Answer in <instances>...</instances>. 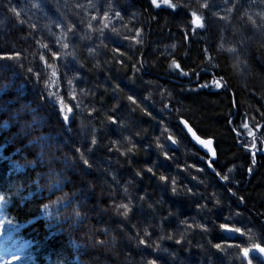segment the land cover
Listing matches in <instances>:
<instances>
[{"label":"trees","instance_id":"1","mask_svg":"<svg viewBox=\"0 0 264 264\" xmlns=\"http://www.w3.org/2000/svg\"><path fill=\"white\" fill-rule=\"evenodd\" d=\"M221 2L0 0V216L8 242L29 243L27 264H246L220 230L264 216L262 158L238 191L251 214L229 222L179 132L184 117L215 140L222 176L249 163L234 130L264 148L252 133L264 132V0ZM171 60L195 85L222 87L190 92ZM80 82L98 95L79 102ZM165 238L171 254L154 253Z\"/></svg>","mask_w":264,"mask_h":264},{"label":"bare ground","instance_id":"2","mask_svg":"<svg viewBox=\"0 0 264 264\" xmlns=\"http://www.w3.org/2000/svg\"><path fill=\"white\" fill-rule=\"evenodd\" d=\"M65 1H67V0H59V2H61V3H64ZM216 1L217 0H215V2ZM231 1H234V0H231ZM223 2H227L228 3L229 0H222L221 3L223 4ZM179 4L182 5V3H179ZM59 5H61V4H59ZM183 5H185V4L183 3ZM154 7H156V6H154ZM160 7H164V6H160ZM193 14H195L196 16H199L196 13V11H195V13L191 12V14L189 13L188 19L191 20V24H192L193 28L199 29L200 27H197L195 24L192 23ZM81 20H82L81 18H78L79 22ZM201 23H203V19H201ZM122 38H123V33H122ZM123 41L125 43L127 41L134 42L135 39L134 40H130L129 38H123ZM165 47H166V51H169V52H172V50H175V48H176V46L173 47L172 45H168V46H165ZM166 65H167V70L168 71L172 70V68H176L173 65V61L172 60L167 62ZM177 69H178V74L175 75V77H174V78H176L175 80L178 83L182 82L185 86H187L190 89H192L190 91L192 93L195 92V88L203 90L204 88H207V87L210 88L211 87V88H213V90H215V88L218 89V88L222 87L221 85H217L216 78H215V80H211V78H210L209 79L210 82L207 83V86H203L202 84H199L198 82H196V85H195V83H194L195 80L199 81V79L198 80L197 79H195V80L192 79L191 80V78L188 77L181 68L177 67ZM169 74L171 75L172 72H169ZM75 86H76V90H77L76 92H79V91L82 92V93H80V96H79V93L76 95V97H77L79 102L82 100L81 98H82L83 95H86L85 98H91L92 96L96 97L98 95L97 93L93 92L92 85L91 86L90 85L87 86L85 83L80 82L79 84L77 83ZM198 89H196V90H198ZM158 90H159V88H157L156 84H152V83L149 82L147 84V87L145 88L144 91L145 92H147V91H149V92L150 91L151 92H157ZM159 95H161L160 96L161 98H164V94L159 93ZM60 111H61L62 114L64 113L62 110H60ZM182 118L185 119L184 117H181L178 120L179 121V132L188 140V144H190L191 147L196 148L200 152L201 156L199 157V160L205 166V168L202 169L203 170V174H207V175L209 174L211 176H215L216 179H217L219 187L214 186L213 184L210 187V188L214 189L213 192L215 191L214 195H213L214 199H215V201H214L215 203L214 204H216L215 210L218 213L225 212L226 215H227L228 212H229V209H230V211L233 210L231 212L232 214L237 213L236 210L239 209L242 212H240L238 214H241V213L244 212L245 215H247V214L250 215L251 213H248V212L249 211L252 212V210L245 204L244 198L239 197V194H238L239 192L238 191L245 187V185L247 183V180H249V178L252 176L253 172H255L259 168L258 162H257V157L259 155H260L259 157L262 158V159L260 160L259 157H258V161L260 160L261 163H264V148L260 149L259 151L256 149V148H258L261 145V143L257 142L258 141L257 138L261 139L260 136H262L264 132L263 131L260 132V131H258L255 128L256 130H253L252 133L257 137L256 138L254 136L257 139V141H255V139H253L254 143H252V145L250 146L249 142L246 141V139L248 138V136L249 137L251 136V133H249V132H248V134L245 133V132L242 133L241 131H236V130L233 129L234 130V134L237 137V142H239V145L242 146V148H243V153L249 158V163L248 164L245 163L246 166L242 162H238L237 164H233L229 168H226V170H227L226 176H222L220 174V172H218V169H217V167L215 165V163L218 160V156H219V154H217L215 140L212 137H210V136H206L205 137L202 134H200L199 132H197L196 128L193 127L192 124L185 119V121H187L190 124V126L192 127V129L197 133V136L199 137L200 140H203L205 142L207 140H209V139L213 140L214 148H215V151H216V154H217L216 158L213 160V159H210V155L209 154H205L204 150L200 148L198 143H193V141L191 140L190 136L188 135L187 132H185L184 127L181 125L180 119H182ZM263 124H264V122L258 124V126H262ZM179 139L180 138H178V140ZM169 143L171 144V149L172 150L176 149V147H178L177 141L173 137H172V140L169 139ZM256 154H257V157H255ZM250 159H251V161H250ZM242 169H244V172L246 173V180H244V181L243 180L239 181L237 179L233 180L235 178V174L238 173V175H239V172H241ZM201 174H202V172H201ZM230 175L233 177V179H232V177L229 178ZM217 189H218V192H216ZM224 193L227 194V196H228V197L225 198L226 200H223ZM222 201H224L225 203H223ZM234 201H235V203H234ZM233 217L236 218V214L232 215V218L227 215L226 216V219H227L226 221L232 222L230 220H234ZM239 217H241V216H239ZM255 219L259 220V222L247 221V224L246 223H244L242 225L238 224L235 227H232L230 225H223V227H221L220 233H221V236L225 240L230 241V242L233 243V248L236 249V251H237L236 254L238 255V257L240 256V260H242V262H245V261H250V262L251 261H256L257 264H263L260 261V260H263L260 257V255L254 254L253 252H251V251H254L256 249H264V216H259V217L255 216ZM237 229H238V231H236ZM228 233L230 235L234 234L233 238H231ZM256 237L258 239L253 240V238H256ZM248 242H252V243L250 245H247ZM166 246H167V248L165 249ZM170 246H174L173 241L171 239H169V238H165V243H163V246H162L163 248L157 246V248H154V253L156 252L159 255H165V256H166V254H171L172 248ZM245 249H248V251H249V255L247 256V259L244 258V250ZM256 252H258V251H256ZM218 261L223 263L224 260H218ZM209 264H211V263H209ZM212 264H214V262Z\"/></svg>","mask_w":264,"mask_h":264},{"label":"rangeland","instance_id":"3","mask_svg":"<svg viewBox=\"0 0 264 264\" xmlns=\"http://www.w3.org/2000/svg\"><path fill=\"white\" fill-rule=\"evenodd\" d=\"M161 6H164V5H161ZM164 7H166V6H164ZM103 31H104V33L110 35V31H108V30H103ZM111 34H112V32H111ZM113 37H115V36L113 35ZM51 71L52 72L55 71V78H57L58 77L57 76L58 70L51 69ZM55 81H56V79H55ZM57 98H59V97H57ZM60 105H62V104H60ZM62 108L64 109L63 106H61V109ZM65 112H66V110H64V113ZM68 115H69V113H68ZM68 117L69 116H67L66 118L68 119ZM2 222L4 223V220H2L1 216H0V229H1ZM5 235H6L5 233L0 231V264H25V261L23 258L25 253H23V252H25L28 249L29 243L26 244V242H22L16 246H10L8 244V242H6L4 240Z\"/></svg>","mask_w":264,"mask_h":264},{"label":"snow or ice","instance_id":"4","mask_svg":"<svg viewBox=\"0 0 264 264\" xmlns=\"http://www.w3.org/2000/svg\"><path fill=\"white\" fill-rule=\"evenodd\" d=\"M152 3L156 7H160L161 5L168 6V7H171L173 9H175V7H176V5H174L172 3V0H152ZM192 23L195 24L197 27H203L200 17L196 16L195 14H193ZM63 46L66 48L68 45L64 44ZM173 65L175 67H178V65L175 64V61H173ZM52 75H53V77L55 76V71H53ZM61 110L64 111L63 108ZM70 111H71V109H67V111L65 112V117L69 116L68 113ZM188 131L191 132L192 130L189 128ZM192 135L198 140L199 143L203 144L205 147H208L211 144V141L205 142L203 140H199V137H196L195 133H192ZM213 155H215V153H213ZM162 179H163V177H162ZM121 207L124 209L123 215L127 216V214L130 211V209L128 208V206L126 204L125 205H121ZM236 231H238V229ZM260 251L264 252V249H260ZM244 255H245V257H247L249 255L248 249L244 250ZM249 264H250V262H249Z\"/></svg>","mask_w":264,"mask_h":264},{"label":"water","instance_id":"5","mask_svg":"<svg viewBox=\"0 0 264 264\" xmlns=\"http://www.w3.org/2000/svg\"><path fill=\"white\" fill-rule=\"evenodd\" d=\"M180 122H181V125L184 127L185 132H187L188 135L190 136V138L193 141V143H198L200 148L204 150L205 154H209L210 155V159L214 160L216 158L217 154H216V151H215V148H214L213 140H211V139L207 140V141H211V144L208 147H205L203 144L199 143L198 140L192 135V133H195L196 137H198L197 133L192 129L190 124L187 121H185V119H183V118L180 119ZM189 128L192 130L191 132L188 131ZM213 153H215V155H213ZM229 236L231 238H233L234 234H232V235L229 234ZM254 251H251V252H253L254 254L260 255V257L263 259V260H260V261L264 264V252H261L260 249H256ZM256 251H258V252H256ZM244 258L247 259V257H245V255H244ZM249 262L250 261H246V264H249ZM250 264H252V263L250 262Z\"/></svg>","mask_w":264,"mask_h":264},{"label":"clouds","instance_id":"6","mask_svg":"<svg viewBox=\"0 0 264 264\" xmlns=\"http://www.w3.org/2000/svg\"><path fill=\"white\" fill-rule=\"evenodd\" d=\"M55 203H56V201H53V202H52V204H55ZM49 207H50L49 204H45V205L43 206L44 209H48ZM77 215H79V213H77Z\"/></svg>","mask_w":264,"mask_h":264}]
</instances>
